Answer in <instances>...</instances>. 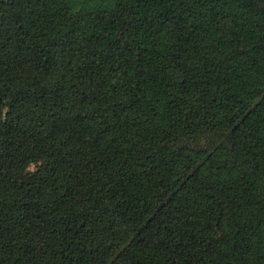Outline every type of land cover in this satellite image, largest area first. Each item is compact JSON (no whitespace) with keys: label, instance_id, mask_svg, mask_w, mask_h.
<instances>
[{"label":"trees","instance_id":"trees-1","mask_svg":"<svg viewBox=\"0 0 264 264\" xmlns=\"http://www.w3.org/2000/svg\"><path fill=\"white\" fill-rule=\"evenodd\" d=\"M129 1L0 0V264H264V0Z\"/></svg>","mask_w":264,"mask_h":264},{"label":"rangeland","instance_id":"rangeland-1","mask_svg":"<svg viewBox=\"0 0 264 264\" xmlns=\"http://www.w3.org/2000/svg\"><path fill=\"white\" fill-rule=\"evenodd\" d=\"M64 5L73 11L78 18L84 23H88L93 16H99V13H106L112 17L117 15V19L120 16L127 15V9L125 8V0H62ZM136 0L129 1L130 5ZM123 11V13H122ZM127 12V14H125ZM29 170H33V166L29 167ZM119 220V219H118ZM119 229L124 235H129L128 228L124 224H118Z\"/></svg>","mask_w":264,"mask_h":264}]
</instances>
